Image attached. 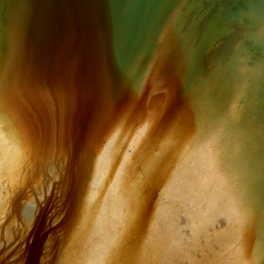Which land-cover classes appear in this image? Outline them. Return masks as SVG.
<instances>
[{
	"label": "water",
	"instance_id": "1",
	"mask_svg": "<svg viewBox=\"0 0 264 264\" xmlns=\"http://www.w3.org/2000/svg\"><path fill=\"white\" fill-rule=\"evenodd\" d=\"M0 264H264V0H0Z\"/></svg>",
	"mask_w": 264,
	"mask_h": 264
}]
</instances>
